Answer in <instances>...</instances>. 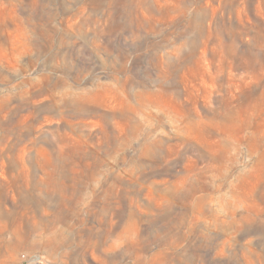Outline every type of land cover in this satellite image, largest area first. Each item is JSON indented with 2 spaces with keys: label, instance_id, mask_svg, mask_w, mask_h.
<instances>
[{
  "label": "rangeland",
  "instance_id": "obj_1",
  "mask_svg": "<svg viewBox=\"0 0 264 264\" xmlns=\"http://www.w3.org/2000/svg\"><path fill=\"white\" fill-rule=\"evenodd\" d=\"M0 264H264V0H0Z\"/></svg>",
  "mask_w": 264,
  "mask_h": 264
},
{
  "label": "built area",
  "instance_id": "obj_2",
  "mask_svg": "<svg viewBox=\"0 0 264 264\" xmlns=\"http://www.w3.org/2000/svg\"><path fill=\"white\" fill-rule=\"evenodd\" d=\"M22 257H23V258H25V256H24V255H23Z\"/></svg>",
  "mask_w": 264,
  "mask_h": 264
}]
</instances>
